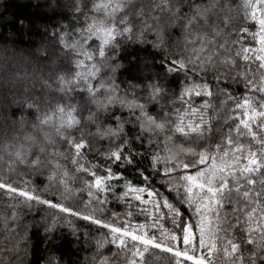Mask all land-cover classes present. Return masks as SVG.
<instances>
[{"label":"snow or ice","instance_id":"6c2138e0","mask_svg":"<svg viewBox=\"0 0 264 264\" xmlns=\"http://www.w3.org/2000/svg\"><path fill=\"white\" fill-rule=\"evenodd\" d=\"M0 6L3 18L8 0ZM32 7L39 9V0ZM49 7L55 15L59 5L53 0ZM65 7L69 12L60 13L42 50L18 49L13 44L11 49L5 47L0 57V91L12 93L11 104L19 110L18 116L10 115L0 127V154L8 159V164L0 167V190L14 201L8 205L11 217H5L6 229L9 221L16 225L22 209L46 207L54 212L46 235L54 232L61 220L70 228L73 220H82L101 230L90 264H112L108 256L100 254L106 244L126 250L124 264H148L145 256L150 252L167 256V264H264V227H260L258 236L251 226L246 227L236 215L239 201L233 197L234 192H242L248 200L257 185L255 177H260V191L255 195H264V0H244L243 14L236 16L230 14L233 0H159L147 10L143 4L137 7L136 0H71ZM10 23L18 29L25 27L23 18L14 17ZM27 23L31 31V21ZM177 27L185 45L201 41V47L191 50L187 58L165 47L166 30ZM47 31L45 25V35ZM149 32L156 37L154 41L145 39ZM209 35L223 37L224 42L208 41L209 46L214 44V50L205 57L209 47L204 41ZM125 39L151 43L154 50L152 66H145L151 78L141 85L131 81L128 85L146 89L145 98L134 93L129 98L111 77L97 83L102 67L113 72L120 67L115 61L122 51L120 42ZM185 51H189L187 47ZM33 61L50 64L53 71L47 78L42 72L39 76L29 73ZM237 61L247 67L230 78L228 73L237 67ZM209 73H215L211 81ZM257 74L260 83L256 82ZM229 79L242 88V96L234 97L223 87ZM170 81L178 88V95L172 93L174 98L167 95ZM213 86L226 98L222 105L226 100L235 101L238 120L237 140L230 130L223 151L221 143H211V121L203 115L211 107ZM37 90L43 95H33ZM251 91L260 98L250 96ZM193 95L204 97L201 105H192ZM165 100L168 106L178 100L183 110H167L162 103ZM150 105L157 106L155 112L149 110ZM124 110L128 117L123 116ZM198 112L201 115L196 123L191 118ZM105 120L110 123L105 125ZM85 123L95 127V132L85 134L81 128ZM126 124L138 126V131L134 135L126 133ZM77 131L79 137L74 135ZM97 137L108 141L103 150L94 146ZM240 138L250 143L246 146ZM61 158L71 160L76 173L72 181L67 168L57 173ZM41 176L46 180L44 186L36 183ZM76 178L86 188L83 202L79 197L84 188L74 187ZM109 196L128 203L129 208L132 200L139 202L141 214L144 206L152 205L153 213H163L172 221V230L158 236L155 220L150 226L145 215V222H133L131 211H113L105 219ZM228 204L234 205L231 218L227 212L220 215ZM16 228L18 225L12 230ZM20 239L26 240V236ZM9 250L28 254L19 241Z\"/></svg>","mask_w":264,"mask_h":264},{"label":"trees","instance_id":"16d2710c","mask_svg":"<svg viewBox=\"0 0 264 264\" xmlns=\"http://www.w3.org/2000/svg\"><path fill=\"white\" fill-rule=\"evenodd\" d=\"M2 2L3 0H0V4H2ZM35 2L36 0H8L9 7L7 12L3 18H0V57H2L5 47L11 49L13 44H15L18 49H31L33 52H36L37 48L42 50L47 46V37L53 34V27L56 26V21L61 18L60 13L63 12L67 14L69 12V8L65 7V5L70 3L71 0H56V4L59 5V8L55 15L53 14L52 8L49 7L52 5L53 0H39V9L32 7ZM153 2L158 3L159 0H136V6L139 7L143 4L147 10L148 6ZM196 2L199 3L200 0H196ZM243 3L244 0H233V8L230 14L233 16L238 14L242 15L244 11ZM237 6H240L239 11H237ZM0 11H4L2 6H0ZM184 11H187V8H185ZM14 17L25 19V27L23 29H18L17 27L19 20H17V25L10 23ZM28 20L31 21V31L28 30ZM45 25H48L47 35H45L44 32ZM13 37H15V40H13ZM246 38L250 39V37ZM135 39L136 36L134 34L133 41H135ZM145 39L151 42L154 41L156 37L149 32L146 34ZM189 39L193 40V37H189ZM213 39L214 38L209 35L204 41V46L209 47V52L204 53L205 57L214 50V44L224 42L223 37L215 38L214 44L209 46L208 41ZM231 39H235V37H232ZM165 40V47L170 51L175 52L177 55L183 53L186 58L191 50L199 49L201 47V41L199 40H195L194 42L185 45L179 27L166 30ZM120 43L122 51L119 59L115 61L120 67L114 72L108 68L102 67L100 79L97 83H101L111 77V79L119 86L121 93L127 91L129 98H131L133 93L137 97L145 98L147 97L146 89L140 87L130 88L128 85L129 81H131L133 85H141L147 82L146 78H151L150 73L145 70V66L147 65L148 67H151L154 61V50L151 47V43L138 44L128 42L126 39ZM186 47L189 51H185ZM232 51L235 52V49L233 48ZM62 62L61 59V63ZM246 67L247 65L241 66L240 62L237 61V67L228 73L229 77L231 78L236 72L242 71ZM252 67L253 70H255V65ZM51 71H53L52 65H41L35 61H33V66L28 69L29 73L35 72L37 76L42 72L44 78H47ZM220 71L223 72L224 69H220ZM214 76L215 73H209L208 80L211 81ZM256 82L260 83L259 74H257ZM223 87L228 88L234 97L242 96V88L232 84L231 79H229V83L223 85ZM37 89H39L38 84ZM212 90L214 95L209 100L211 107L204 110L203 115L205 119L211 121V143L213 145L221 143L223 151L227 148V136L230 130L233 140H237L235 125L238 123V120L236 119V112L234 111L235 101L226 100L225 104L222 105L221 101L226 99L225 96L217 92L215 86H213ZM174 91L178 95L177 86L174 82L170 81L167 89V95L169 98H174L172 96ZM33 95H43V93L37 90ZM101 95H103V93H101ZM249 95L257 100L260 98L259 94L255 91L249 92ZM86 97L87 94H85V99ZM12 99V93L0 91V127H3L6 124L10 115H19L18 108L14 104H11ZM78 99L80 98L78 97ZM203 99V96L197 98L193 95L191 103L193 106H199ZM162 103L165 104L166 109L169 111H171L172 107L181 110H183L184 107L178 100L174 106H168L167 100L162 101ZM156 109L157 106H149V110L152 112H155ZM116 110L120 111L119 109ZM84 114L87 115V112ZM128 115V111L124 110L123 116L128 117ZM200 115L201 113L198 112L196 117H192L191 119H195L196 123H199ZM188 122L189 120L186 119L185 123ZM108 123H110L109 120L104 121L105 125ZM81 128L84 130L85 134L88 132H95V127L90 128L86 123L82 124ZM124 131L130 135H134L136 131H138V126L137 128H133L131 124H126ZM74 135L79 137L80 131H77ZM222 137H224L223 140ZM145 139L147 140V136ZM160 139L163 140V136H161ZM239 142L244 143L246 146L250 143L247 138H240ZM175 143H180V140L177 139ZM107 145V140L100 141L98 137L94 139V146H100L102 150L104 147H107ZM233 147H235V144H233ZM230 156L231 152L229 151V157ZM53 163H55V161H53ZM59 163L60 168L57 169V173H62L64 169L67 168L69 171L68 179L72 181L73 178L76 177V173L71 164V160L65 162L61 158ZM7 164V156L0 154V167ZM21 170H23V168H21ZM44 175L47 176V173ZM59 178V175H57L56 179L58 180ZM255 179L257 180V185L256 188L253 189V195L249 197L248 200L244 199L242 192L240 194L234 192L233 197L239 201V204L235 205L238 208L236 215L246 222V227L251 226L254 229L255 234L258 236L260 227H264V220H262V212H264V195L259 198L256 197L255 193L260 191V177H255ZM36 183L40 186H44L46 180L43 176L37 177ZM74 187L84 188V185L79 178L75 179ZM244 190L247 189H242V191ZM164 194L167 195V193ZM116 195H118V193ZM174 195L175 194L173 193L169 198L172 199ZM145 198L147 197L145 196ZM79 199L81 202L87 199L86 188H84V192ZM108 199L110 203L106 205L108 211L105 219L111 217L113 211L121 214L131 211L133 213V222H145V215H148V225H153V221L155 220V227L157 229L155 234L158 236L163 235L165 230L170 231L173 228L172 221L165 218L163 213H153L152 205L144 206L145 212L141 214V205L139 202L132 200L131 208H129L128 203L115 199V196H109ZM129 199L131 200L132 197H129ZM12 203H14V201L8 199V197L3 194V191L0 190V264H46V262L49 261H51V264H90V258L97 252L95 240L102 234L97 226L91 225L87 221L73 220L72 227L70 228L66 222L61 220L57 224L54 232H49L46 235L45 228L51 223V216L54 212L46 207H34L31 211L27 208L22 209L20 218L16 222L18 228L13 231L12 229L16 227V225L11 221H9L7 229L5 226V217H11V210L8 208V205H11ZM233 206V204L225 205L221 210L220 215L223 216L224 213L227 212L231 218L233 215ZM239 209H243L244 211L241 212ZM248 214H250V216ZM116 222L120 224V226H123L120 220H117ZM234 222L235 221L232 220V223ZM86 232L87 235H85ZM237 234L239 235V229H237ZM21 236H26V240H21ZM18 241L21 248L27 249V255H25L24 252L16 253L15 251L9 250L15 249ZM49 241H51V243H49ZM129 245H131L130 241ZM247 247L250 248L251 246ZM125 251H120L116 246L106 244L105 248L100 250V254L108 256L112 260V264H124L123 256ZM18 256L21 257L19 261ZM145 259H147L148 264H167V256H161L156 252H150L145 256Z\"/></svg>","mask_w":264,"mask_h":264}]
</instances>
